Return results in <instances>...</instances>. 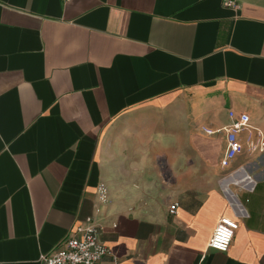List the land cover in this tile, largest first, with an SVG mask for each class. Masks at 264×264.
Returning a JSON list of instances; mask_svg holds the SVG:
<instances>
[{"label": "crops", "instance_id": "0c3cea01", "mask_svg": "<svg viewBox=\"0 0 264 264\" xmlns=\"http://www.w3.org/2000/svg\"><path fill=\"white\" fill-rule=\"evenodd\" d=\"M234 1L0 0V264L87 218L103 264H264V0Z\"/></svg>", "mask_w": 264, "mask_h": 264}, {"label": "built area", "instance_id": "2783aa9c", "mask_svg": "<svg viewBox=\"0 0 264 264\" xmlns=\"http://www.w3.org/2000/svg\"><path fill=\"white\" fill-rule=\"evenodd\" d=\"M222 5L231 9H238L234 0H222ZM230 124L219 129L225 133L226 147L220 159L221 167L230 165L234 158L242 151V145L238 140V133L242 130L251 129L247 114H236L228 111ZM207 134L214 131L203 129ZM264 148V139L260 142V149ZM177 204L169 206L168 212L174 214ZM238 223L227 216L220 217L208 240L209 249L225 253L234 236ZM108 254L107 247L99 239L98 226L91 218H87L78 224L70 234L59 244V246L48 255L41 257L42 264H103V257Z\"/></svg>", "mask_w": 264, "mask_h": 264}]
</instances>
